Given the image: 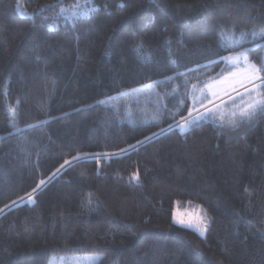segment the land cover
Here are the masks:
<instances>
[{
    "label": "trees",
    "instance_id": "1",
    "mask_svg": "<svg viewBox=\"0 0 264 264\" xmlns=\"http://www.w3.org/2000/svg\"><path fill=\"white\" fill-rule=\"evenodd\" d=\"M79 2L0 0V264H264V112L181 126L264 0Z\"/></svg>",
    "mask_w": 264,
    "mask_h": 264
},
{
    "label": "snow or ice",
    "instance_id": "2",
    "mask_svg": "<svg viewBox=\"0 0 264 264\" xmlns=\"http://www.w3.org/2000/svg\"><path fill=\"white\" fill-rule=\"evenodd\" d=\"M80 2L79 0H74V7L80 8ZM91 9H87L84 12L79 13V15H88ZM78 13L73 10L71 12V18L75 19L77 17ZM243 35V34H242ZM222 59H225L230 63L231 66H233L236 70L233 72H229L227 76L223 77L221 80H210L205 83V87L203 89H199L201 96L203 97V94L205 91L211 93L213 98H219L220 95H228V91L235 92L234 96H228V99L232 101L233 103V110L229 113V115L232 117V119L229 121L230 127H238L239 122H248L251 121L257 114L258 111L264 112V66H258L255 63L250 62L247 51H242L240 53H236L233 55H230L228 57H224ZM241 64H243V67H241ZM217 84H223V88H216ZM192 88L196 90V85H192ZM238 88H242L243 91H237ZM133 91H136L135 89ZM195 96V91L193 93ZM239 98V103H236V98ZM206 98V97H204ZM198 103V101L194 98L193 104ZM224 101H221L220 105L213 104V100L209 99L208 104L212 105V107H205L202 103L200 105L201 108H203V111H199L197 108L193 107L189 111V115H192L193 112L196 113L195 116H192L191 120L183 119L182 127L188 128L191 124L196 123L197 121H202L205 119H208L209 117L215 116L218 112V110L223 105ZM12 112L14 113L15 110L12 109ZM221 119H223V116H221ZM22 131V130H17ZM163 132L164 129H161ZM153 135H156L153 133ZM145 139H150V137H145ZM137 143H142V141H138ZM134 147V146H130ZM121 152L125 151V149H121ZM87 155H93V156H100V155H109V154H87ZM75 159V158H74ZM65 164L70 163L68 160H65ZM64 165H61V168H63ZM59 171V169H57ZM132 179H135L136 181H139L140 176L139 173H133ZM45 183L44 180H41L37 187L40 185H43ZM36 189H33V192H35ZM20 200H23V197L19 198ZM29 201L34 202V197L29 195L28 197ZM88 204L91 205L92 201L89 199ZM12 205H16V201H12ZM5 208L9 207V205H5ZM4 208H0V212H3ZM176 221L181 225L186 226H193L195 223V226L197 229L203 233L207 231L208 224H207V218L201 217L198 221L194 222L191 219H183L179 215L176 217ZM51 264V262H50Z\"/></svg>",
    "mask_w": 264,
    "mask_h": 264
},
{
    "label": "rangeland",
    "instance_id": "3",
    "mask_svg": "<svg viewBox=\"0 0 264 264\" xmlns=\"http://www.w3.org/2000/svg\"><path fill=\"white\" fill-rule=\"evenodd\" d=\"M242 51H247V56L250 60V62L252 63H255L253 60H251L250 58V55H249V52L247 50V48H243V49H239L235 52H232L230 53L228 56L230 55H233V54H236V53H240ZM227 56V57H228ZM227 65L229 66V69L227 71L224 72V74H222L221 76L217 77V78H214V79H211V80H221L223 77L227 76L229 72H233L235 71L236 69L230 65V63L227 61ZM241 67H243V64H241ZM205 87V84L204 86L202 87H197L196 88V91H195V96L193 97V99L195 98L196 100L197 99H205L206 101H208L209 99L213 100V102H216L217 105H220L221 104V101H224L223 105L221 106V108L218 110L217 114L215 116H212L211 118L215 121L217 119V121L219 123H223L224 125H227L229 124V121L232 119V117L229 115V113L233 110V103L232 101H230L228 99V96H234L235 97V92H232V91H228V95H220L219 98H213L211 93L205 91L204 94H203V97L201 96L200 92L198 91L199 89H203ZM224 85L223 84H217L216 85V88L219 89V88H223ZM237 91H243L242 88H238ZM206 97V98H204ZM214 103V104H216ZM236 103H239V98L237 97L236 98ZM221 116H223V119H221ZM179 215L181 218L183 219H191L193 220L194 222L198 221L201 217H206L203 213V210L201 207L199 206H181L179 204H177L175 206V209H174V222L180 226H183V227H186V228H189V229H192L196 232H198L199 234H201L202 236L206 235L207 231H208V228H209V219L207 218V224H208V228H207V231L201 233L197 227L195 226V223L193 224V226H186V225H181L179 224L177 221H176V216Z\"/></svg>",
    "mask_w": 264,
    "mask_h": 264
}]
</instances>
